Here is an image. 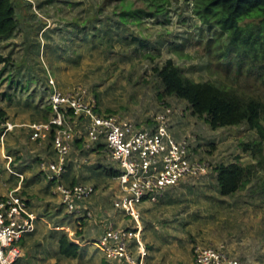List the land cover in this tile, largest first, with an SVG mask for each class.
Instances as JSON below:
<instances>
[{"label": "rangeland", "instance_id": "obj_1", "mask_svg": "<svg viewBox=\"0 0 264 264\" xmlns=\"http://www.w3.org/2000/svg\"><path fill=\"white\" fill-rule=\"evenodd\" d=\"M13 1L18 29L0 43V56L14 64L0 63V111L5 113L0 120V198L19 187V194L37 217L35 232L16 243L21 255L14 264H127L107 261L97 241L109 221L135 226L130 218L113 209L118 182L107 173L109 169H121L111 161L104 139L85 151V137L78 128L74 140L79 142L72 143L66 173L50 182L48 172L41 168V162L57 161V155L52 146L48 148V141H32L28 126L42 122V111L49 105L51 80L61 92L84 91L86 100H93L100 114L130 120L138 128L154 129L156 115L169 108L172 114L168 135L176 141L187 140L191 155L209 165L205 176L183 180L160 202L144 201L137 206L141 242L148 252L145 264H193L195 247L221 244L239 264H264V146L261 152L256 150L261 146L260 140L247 125L212 129L205 118L191 114L185 100L174 96L161 99V88L152 72L153 66H161L171 58L186 77L196 82L215 81L235 87L247 96L262 95L258 82L246 72L247 64H243L237 79L235 64L232 73L226 74L225 59H217L214 43L209 46L214 50L207 51V38L185 47L181 56L168 52L164 42L161 54L152 61L133 54L131 49L111 53L82 46L78 50L72 19H83L101 6L108 14L120 11L121 5L146 8L140 0ZM169 9V22L145 19L139 27L128 29L141 32L151 42L161 37L171 42L178 36L179 41L181 37L195 39L201 24L191 13V3L174 0ZM77 55L82 56L76 65L72 59ZM10 79L24 80L28 89L21 92ZM7 95L11 96L10 101ZM35 106L39 107L38 112ZM6 124L15 127L2 137ZM253 141V148L243 150V144ZM232 162L252 167L254 178L242 191L224 197L217 192L214 168ZM17 175L22 176V181ZM72 181L94 187L89 198L77 202L80 209L90 210L91 218L82 213H67L61 197L55 193L58 184L68 186ZM78 222L81 226H77ZM56 226L62 230L55 231ZM67 228L81 231L77 236L80 255L76 259L58 254V237ZM129 246L133 258L138 260L134 241H129Z\"/></svg>", "mask_w": 264, "mask_h": 264}, {"label": "trees", "instance_id": "obj_2", "mask_svg": "<svg viewBox=\"0 0 264 264\" xmlns=\"http://www.w3.org/2000/svg\"><path fill=\"white\" fill-rule=\"evenodd\" d=\"M140 1L146 8L121 5L120 11L116 10L108 14L107 10L101 6L83 19H72L70 23L74 28L73 34L77 36L75 44L78 50L82 46H88L87 48L91 51L103 48L104 51L111 53L131 49L133 54H139L152 61L158 57V54H161L165 46L164 42L168 45V52L178 53L177 55L181 56L185 47L196 42L200 44L207 38V51L210 53L214 50L209 48L214 43L216 50L213 52H216L217 59H225L223 63L225 73L230 75L232 65L235 64L237 79L241 75L243 64H247L246 72L258 82L262 95L257 93L247 96L239 93L235 87L218 84L215 81L196 82L186 77L183 70L171 58L166 59L161 66L152 67L153 75L161 88L158 95L161 99L174 96L185 100L189 104L191 114L205 118L212 129L247 125L250 130L255 131L258 141L260 140L261 146L256 150L261 152L264 146V0H184L191 3V13L201 25L197 28L195 39L188 41V38L181 37L182 40L179 41L180 36H178L173 42L165 41L162 37L151 42L152 40L144 38L141 32H130L128 28L139 27L145 19L169 22V8L174 0ZM50 2L51 0L47 1V3ZM69 4L78 6V3ZM246 20H258L259 22L245 23ZM17 29L18 19L14 1L0 0V43L10 38ZM232 54L235 55V59L230 60ZM81 56L77 55L72 62L79 64ZM233 61L235 63H232ZM0 63L14 66L9 58L1 56ZM34 78L33 75L30 76L31 80ZM23 81L16 79L11 80L10 83H14L16 87L19 86L22 92L28 89ZM3 96L6 97V95ZM7 99L10 101L11 96L7 95ZM38 108V106L34 107L35 112H38ZM96 111L100 113L98 109ZM52 113L53 109L49 104L42 111V122L49 121ZM4 115L5 113L1 110L0 120ZM71 115L69 112L68 116L74 120ZM83 121L84 119L81 118L78 122ZM53 135L54 129L52 128L47 140L48 148L52 146ZM74 141L79 142V140ZM255 145L253 141L242 146L243 150H249ZM214 171L217 192L224 197L242 191L254 178L252 167H244L237 162L228 165L220 164L214 168ZM107 174L115 177L117 173L109 169ZM74 184L77 183L75 181L70 183V185ZM79 220L82 221V219ZM80 235L79 229L76 231V236ZM57 246L61 257L76 259L80 255V246L71 241L65 233L58 237Z\"/></svg>", "mask_w": 264, "mask_h": 264}, {"label": "built area", "instance_id": "obj_3", "mask_svg": "<svg viewBox=\"0 0 264 264\" xmlns=\"http://www.w3.org/2000/svg\"><path fill=\"white\" fill-rule=\"evenodd\" d=\"M49 104L53 113L49 121L30 124L32 141H47L51 129L52 147L57 161L40 163L50 181L60 179L67 171L68 156L72 150L76 130L79 128L85 137L84 149L90 151L101 139L105 140L106 150L111 161L120 166L113 177L118 182V190L112 202L116 212L130 218V224L120 226L109 221L97 243L107 261H122L127 264H145L148 252L141 242L142 227L137 206L144 201L156 204L167 192L176 188L183 180L205 176L209 165L191 155L187 140L176 141L168 135V119L172 114L165 108L157 114L154 129L138 128L132 121L116 115L100 114L93 100H86L85 92H61L53 80L50 81ZM74 120L70 119L68 113ZM83 122H78L79 119ZM15 126L6 124L2 137ZM22 181V176L17 175ZM19 187L0 198V264H14L21 255L16 246L24 235L35 232L36 215L28 201L19 194ZM94 187L81 184H58L56 194L62 199L69 214H83L91 218L88 208L80 209L78 201L89 198ZM79 226V222L78 225ZM60 231L59 226L54 227ZM64 232L71 241L80 246L76 232ZM129 241H134L138 260L131 254ZM193 264H239L231 257L225 245L217 247H195Z\"/></svg>", "mask_w": 264, "mask_h": 264}]
</instances>
